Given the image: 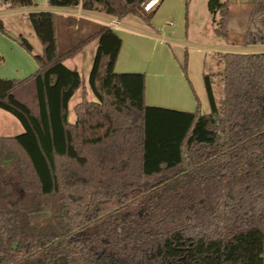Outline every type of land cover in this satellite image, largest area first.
Listing matches in <instances>:
<instances>
[{
  "label": "trees",
  "instance_id": "trees-1",
  "mask_svg": "<svg viewBox=\"0 0 264 264\" xmlns=\"http://www.w3.org/2000/svg\"><path fill=\"white\" fill-rule=\"evenodd\" d=\"M142 1L48 0L150 24ZM208 8L226 38L228 0ZM28 18L37 69L0 77V108L24 127L0 136V264H264V51L220 53V100L204 73L210 111L180 110L145 102L143 72L115 71L122 39L110 25L60 49L54 12ZM94 38L96 100L76 103L71 122L84 82L64 60ZM241 44L264 45V0L251 1Z\"/></svg>",
  "mask_w": 264,
  "mask_h": 264
},
{
  "label": "rangeland",
  "instance_id": "rangeland-1",
  "mask_svg": "<svg viewBox=\"0 0 264 264\" xmlns=\"http://www.w3.org/2000/svg\"><path fill=\"white\" fill-rule=\"evenodd\" d=\"M251 1L252 0H228L229 34L225 38L215 34L212 28L210 30L211 25L209 21L212 14H210L211 12L208 10V0H162L157 11H155L151 18V24H153L161 34L168 37L166 45L169 47V53L164 54L163 51L160 50H157L151 55L148 53L144 56L143 62L140 65H136L140 68V70L137 71L143 72L147 79V97L149 98V91L151 93L154 90L153 86L157 79V75L152 68L154 67L153 62L156 56L161 54L164 67L163 72L167 73V77L174 83L180 84V82H182L186 85L192 98L196 101L194 110H196L198 105L202 113L204 110L203 103L200 105L197 91L200 86L203 85L202 72L204 67L213 78L215 97L219 101L223 95V83L218 72L223 69V62L220 61L219 53L212 46H214V44H219L223 39V42L232 45L241 44L242 31L251 7ZM10 7H13V5L6 3L0 6V10H5ZM204 15L208 16V22L204 19ZM128 17L129 19H135L139 16L129 14ZM2 18L5 26L18 30L17 32L22 33L32 45V52H30L17 39L8 35L4 30H0V74H2V72L3 74H10L19 68L20 65L25 67L28 63H34L33 54L41 52L42 44L35 33L31 21L26 17V14L19 12L11 13L6 14ZM94 56L95 54L89 56L88 50L85 52L84 66L81 67L82 70H87L90 64L92 67ZM185 58L186 68L183 66ZM34 70L16 79L26 77L33 73ZM85 82L86 85H89L88 75H86ZM79 95H81L80 92L75 94L70 101V106L73 102L77 101L76 99ZM90 98L96 100L94 93L91 94ZM205 103L207 106L206 109H209L208 100H205ZM154 105L168 106L158 103ZM178 109L187 110L183 108ZM3 112L8 115V118L5 119L6 123H11L10 117L14 118L13 114L4 109ZM73 116H75V113L71 109L70 118H73Z\"/></svg>",
  "mask_w": 264,
  "mask_h": 264
},
{
  "label": "crops",
  "instance_id": "crops-1",
  "mask_svg": "<svg viewBox=\"0 0 264 264\" xmlns=\"http://www.w3.org/2000/svg\"><path fill=\"white\" fill-rule=\"evenodd\" d=\"M4 4L6 3H3L2 6ZM12 5L13 7H10L5 10H0V19L2 20V22V17H4L6 14L11 13H24L28 18V14L32 11L48 10L54 12L56 14V33L60 49L68 48L74 43H76L79 39L86 36L90 31H92L94 25L97 23L110 25L122 39L121 49L119 51V55L115 64V71L117 72H138L137 70H140V68H138L136 65H140L143 62L144 56L146 54H154L157 50L163 51L164 54L169 53V47H167L166 45L168 37L161 34L159 30L153 24H151V22L150 24L148 22H145L146 20L140 16L135 19H129L128 14L122 18H116L107 14L105 11L99 8L85 9L81 6V4L76 6H54L51 5L48 0H32V3L30 5ZM159 5H157L151 12L157 11ZM113 19L118 21L116 25L110 23V21ZM204 19L206 20V22H208L209 20L207 15H204ZM210 21V30L212 28V30L214 31L212 15L210 17ZM5 30L10 31L16 36L23 35L22 33L17 32L18 30L4 25V31ZM223 40L219 44H214V46H212L214 47V49L217 50L219 54L226 51H264V45H232L223 42ZM98 42V38L92 39L91 41L87 42L75 56L64 60L66 66L72 69H76L81 73L84 82L83 85L79 87L71 97L72 99L75 94L80 92L81 95H79V97L76 99L77 101L73 102V104L70 106L71 99L69 100L68 120L71 122H74L76 119V114L75 116H73V118H70V111L71 109L74 111L75 104L80 102L83 98H86L87 100H92L90 96L93 91L91 90L89 85H86L85 82L86 75H88L89 77L91 64L89 68H87V70H82L81 67L84 66L85 52L88 50L89 56L92 54L94 55L98 47ZM153 64L154 67L152 68L154 73L157 75V79L153 86L154 90L151 93L149 91L148 98L147 79L145 77V102L149 105H154L155 103H158L168 105L170 106L169 108L178 107L193 111L196 101L192 98L188 88L184 83H174L169 77H167L168 74L163 72L164 67L161 54L156 56ZM35 68L37 69L36 61L32 64L28 63V65L25 67H23V65H20L19 68H17L13 73L10 74H3L2 72L0 76L7 78L23 77L29 72L33 71ZM204 73H208V70H206L205 67L203 69L202 75H204ZM197 91L199 95L200 105H202V103L204 105L203 113L209 112L210 105L209 109H206L207 106L205 105V100H208V97L205 88L204 78L203 85L200 86L199 90ZM7 118L8 115H6V113L3 112V109L0 108V136H12L23 132L24 127L15 116L14 118L10 117L11 123H6L5 119Z\"/></svg>",
  "mask_w": 264,
  "mask_h": 264
},
{
  "label": "built area",
  "instance_id": "built-area-1",
  "mask_svg": "<svg viewBox=\"0 0 264 264\" xmlns=\"http://www.w3.org/2000/svg\"><path fill=\"white\" fill-rule=\"evenodd\" d=\"M161 0H143L136 8L140 12L149 13L151 12L159 3ZM3 0H0V6H2ZM111 24L116 25L118 23L117 20H111Z\"/></svg>",
  "mask_w": 264,
  "mask_h": 264
},
{
  "label": "water",
  "instance_id": "water-1",
  "mask_svg": "<svg viewBox=\"0 0 264 264\" xmlns=\"http://www.w3.org/2000/svg\"><path fill=\"white\" fill-rule=\"evenodd\" d=\"M5 32H6L8 35H10V36H12V37H14V38H16V39L18 40V38H17V36H16L15 34L9 32V31H6V30H5Z\"/></svg>",
  "mask_w": 264,
  "mask_h": 264
}]
</instances>
